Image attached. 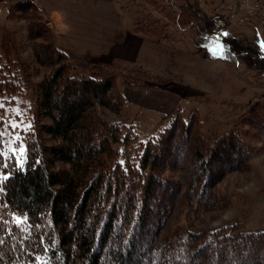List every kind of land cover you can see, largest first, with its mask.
I'll return each instance as SVG.
<instances>
[{
    "label": "trees",
    "instance_id": "obj_1",
    "mask_svg": "<svg viewBox=\"0 0 264 264\" xmlns=\"http://www.w3.org/2000/svg\"><path fill=\"white\" fill-rule=\"evenodd\" d=\"M162 1L166 9L150 6L165 22L149 21L152 13L146 12L136 33L163 39L178 27L218 40L217 22L187 0ZM7 18L25 23L32 61L18 65L11 36L3 33L0 91L29 95L31 122L21 136L20 164L5 152L0 116V264H264V231L237 222L200 230L186 225L163 236L179 201L192 217L227 207L219 184L231 173H246L264 150V102L251 104L232 130L216 138L202 134L196 111L188 119L176 112L158 136L137 145L134 155L128 150L121 162L117 145L135 143L131 132L122 134L107 119L126 104L117 78L142 88L162 87L167 79L117 70L110 62L79 70L57 47L32 0L11 5ZM225 48L220 52L230 54ZM41 69L45 73L31 82ZM251 130L258 149L249 144Z\"/></svg>",
    "mask_w": 264,
    "mask_h": 264
},
{
    "label": "rangeland",
    "instance_id": "obj_2",
    "mask_svg": "<svg viewBox=\"0 0 264 264\" xmlns=\"http://www.w3.org/2000/svg\"><path fill=\"white\" fill-rule=\"evenodd\" d=\"M18 1L21 0H0V52L1 36L3 33H9L15 45L13 59L18 65L28 66L32 61V53L30 43L26 40L25 30L22 28L25 23L7 18L9 7ZM56 2L70 6L68 12L73 13L79 11L78 5L93 6L99 1L57 0ZM113 2L125 21L133 23L137 20H146L145 16L150 12L152 17L149 21L159 18L165 22L151 6L166 9L167 1L135 0V4L133 0H113ZM187 2L208 14L209 9L204 6V0H187ZM236 17L230 18V23L222 19L215 20L219 26L217 36L225 41L224 43L215 39L209 32L197 33L190 29L170 27V37L163 38L162 42L154 45L149 53L152 55L148 58L150 67L147 73L159 79H167L163 87L180 94L181 99L175 113L179 112L184 119H188L192 112H197L201 122V132L206 138H216L232 130L237 124L238 117L251 104L256 101L264 102V59L259 61L260 57H264V32L255 27V24L241 23ZM45 20L54 34V22L49 21L48 17ZM221 27L226 38L218 35ZM55 43L60 48L56 40ZM216 44H219L220 49L214 53L212 49ZM225 47L230 48V54L220 52ZM118 65L115 68L121 70V65ZM45 71L41 69L33 74L31 82L37 81ZM117 82L120 88L123 87L120 78H117ZM30 107V96L25 92L9 94L0 91L3 146L5 152L13 153L20 164L23 163L25 147L21 136L23 129H27L31 122ZM158 113L147 109H135V107L129 109L125 106L119 116L107 115L109 121L120 126L122 134L128 131L133 134L131 139H134L135 144L130 148L126 147L129 143L125 146L123 143L117 145L120 151L119 161H125L128 150L134 155L137 152V145H144L146 141L158 136L159 132L169 125L175 114ZM250 133L249 144L254 149L260 148L261 144L257 136L252 130ZM131 157L133 158L132 155ZM166 174L173 181L179 180V174L168 172ZM218 187L219 194L227 201L226 208L192 217L184 203L179 201L163 236H172L183 230L186 225H194L193 230H200L237 222L246 230L255 229L257 222L264 220V213L261 214L259 221V213H257L259 206L264 205V150L252 157L246 173H231ZM189 219L193 224L189 223Z\"/></svg>",
    "mask_w": 264,
    "mask_h": 264
},
{
    "label": "crops",
    "instance_id": "obj_3",
    "mask_svg": "<svg viewBox=\"0 0 264 264\" xmlns=\"http://www.w3.org/2000/svg\"><path fill=\"white\" fill-rule=\"evenodd\" d=\"M56 1L35 0V3L44 17L54 22V38L59 49L79 70L88 72L95 63L110 62L114 66L120 64L122 68L147 72L150 67L148 58L152 55L149 53L162 39L136 33V22L125 21L113 0H95L99 2L93 6L78 5L79 11L73 13L68 12L70 6ZM263 59L260 57L259 61ZM120 91L129 109H147L160 115H173L181 99L179 94L163 86L142 88L123 85ZM257 213L259 221L264 205L259 206ZM253 230L264 231V220L257 222Z\"/></svg>",
    "mask_w": 264,
    "mask_h": 264
},
{
    "label": "built area",
    "instance_id": "obj_4",
    "mask_svg": "<svg viewBox=\"0 0 264 264\" xmlns=\"http://www.w3.org/2000/svg\"><path fill=\"white\" fill-rule=\"evenodd\" d=\"M204 6L213 19L236 17L241 23L255 24L264 32V0H204ZM221 1V2H218ZM237 11H241L238 13Z\"/></svg>",
    "mask_w": 264,
    "mask_h": 264
},
{
    "label": "water",
    "instance_id": "obj_5",
    "mask_svg": "<svg viewBox=\"0 0 264 264\" xmlns=\"http://www.w3.org/2000/svg\"><path fill=\"white\" fill-rule=\"evenodd\" d=\"M193 9H194L195 11H197L200 15L205 16V14H204L202 11L196 9L195 7H193ZM219 36H222V28H219Z\"/></svg>",
    "mask_w": 264,
    "mask_h": 264
},
{
    "label": "snow or ice",
    "instance_id": "obj_6",
    "mask_svg": "<svg viewBox=\"0 0 264 264\" xmlns=\"http://www.w3.org/2000/svg\"><path fill=\"white\" fill-rule=\"evenodd\" d=\"M219 49H220L219 44H216V46L212 49V51L215 53Z\"/></svg>",
    "mask_w": 264,
    "mask_h": 264
}]
</instances>
